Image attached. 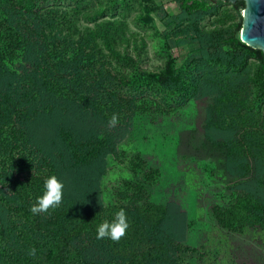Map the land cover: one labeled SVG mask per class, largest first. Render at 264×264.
I'll list each match as a JSON object with an SVG mask.
<instances>
[{"label":"trees","instance_id":"trees-1","mask_svg":"<svg viewBox=\"0 0 264 264\" xmlns=\"http://www.w3.org/2000/svg\"><path fill=\"white\" fill-rule=\"evenodd\" d=\"M40 1L0 0V264H182L188 222L177 202L155 203L140 187L125 202L102 199L107 157L151 89L193 103L188 139L222 154L233 180V201L213 208L214 219L264 246V53L239 38L244 1L173 0L170 42L189 54L179 65L170 54L159 70L140 66L127 22L110 8ZM224 4L232 12L201 26ZM51 174L62 202L33 214ZM121 209L125 235L97 239V225Z\"/></svg>","mask_w":264,"mask_h":264},{"label":"rangeland","instance_id":"rangeland-1","mask_svg":"<svg viewBox=\"0 0 264 264\" xmlns=\"http://www.w3.org/2000/svg\"><path fill=\"white\" fill-rule=\"evenodd\" d=\"M52 2L42 0L39 4ZM107 2L85 0L88 6L110 8L108 15L127 22L141 67L159 70L170 54L179 65L189 54L188 46L176 47L170 42L178 26V6L173 0H118L112 6ZM74 4V0L62 3ZM223 9L232 12L230 5L224 4L221 13L206 16L201 26L220 23ZM183 99L180 93L143 91L131 131L119 144L117 154L107 157L101 180L103 203L125 202V195L138 187L155 203L177 202L187 213L188 222L180 253L182 264H264V246L252 235L223 229L214 219L213 208H226L233 201V180L224 168L222 154L191 144L188 137L194 106Z\"/></svg>","mask_w":264,"mask_h":264},{"label":"clouds","instance_id":"clouds-1","mask_svg":"<svg viewBox=\"0 0 264 264\" xmlns=\"http://www.w3.org/2000/svg\"><path fill=\"white\" fill-rule=\"evenodd\" d=\"M117 116L113 115L110 123L115 124ZM64 185L55 174L47 176L43 181L42 194L38 195L31 205L30 211L33 214L48 212L50 208L58 207L62 202ZM129 227L126 213L123 209L115 212L111 220L105 219L97 225V239L108 238L118 241L126 233ZM35 254V249L31 250Z\"/></svg>","mask_w":264,"mask_h":264},{"label":"water","instance_id":"water-1","mask_svg":"<svg viewBox=\"0 0 264 264\" xmlns=\"http://www.w3.org/2000/svg\"><path fill=\"white\" fill-rule=\"evenodd\" d=\"M235 3L238 0H222ZM240 40L264 53V0H243Z\"/></svg>","mask_w":264,"mask_h":264}]
</instances>
